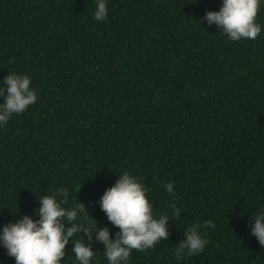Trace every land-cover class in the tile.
I'll return each instance as SVG.
<instances>
[{"label": "trees", "instance_id": "16d2710c", "mask_svg": "<svg viewBox=\"0 0 264 264\" xmlns=\"http://www.w3.org/2000/svg\"><path fill=\"white\" fill-rule=\"evenodd\" d=\"M222 2L106 0L96 21V0H0V89L17 73L37 94L0 124V236L24 215L38 219V196L64 187V206L82 202L115 239L99 202L127 171L154 215H169L167 240L128 264H264L251 234L264 211V0L260 34L239 41L203 19ZM194 223L208 243L177 259ZM80 235L91 264H108L95 233L70 238L62 264H78ZM0 264H16L2 238Z\"/></svg>", "mask_w": 264, "mask_h": 264}, {"label": "clouds", "instance_id": "9594fccd", "mask_svg": "<svg viewBox=\"0 0 264 264\" xmlns=\"http://www.w3.org/2000/svg\"><path fill=\"white\" fill-rule=\"evenodd\" d=\"M260 0H223L218 11L207 10L203 19L208 24H216L220 31L231 41L241 39L255 40L261 32V25L256 22ZM106 0H96L94 19L100 21L107 16ZM202 22V21H201ZM6 89H0L5 100L0 104V124H7L13 114L23 113L37 100L36 90L31 85L28 75L10 73L5 77ZM167 192L174 193L172 183H168ZM65 197L64 201L59 196ZM69 191L60 187L52 194L38 196L40 206L36 210L38 219L24 215L15 222L3 226L2 243L7 254L15 258L16 264H62L66 255V245L77 233H84L90 240L95 233L96 239L105 245L108 264H128L133 250L146 251L156 244L167 240L169 215H154L153 205L147 197L144 183L125 171L113 186L108 187L100 200V207L106 213L112 225L120 231L113 239L109 228H98V223H90L86 205L80 202L70 208ZM172 207H176L175 202ZM180 209L177 208L176 215ZM81 213H87L82 217ZM65 220L70 226L65 225ZM84 221H87L85 224ZM215 228L211 220L204 222V227ZM201 225L194 223L187 229L184 239L175 249L177 259L202 252L208 243L198 231ZM261 246H264V211L256 217L252 228ZM73 243L71 252L75 254L78 264H91L96 255L83 235Z\"/></svg>", "mask_w": 264, "mask_h": 264}]
</instances>
